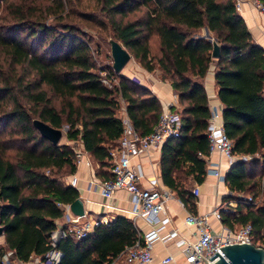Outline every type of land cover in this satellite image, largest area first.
I'll return each instance as SVG.
<instances>
[{
    "label": "trees",
    "instance_id": "1",
    "mask_svg": "<svg viewBox=\"0 0 264 264\" xmlns=\"http://www.w3.org/2000/svg\"><path fill=\"white\" fill-rule=\"evenodd\" d=\"M71 1L8 2L0 23V255L8 250L24 261L56 248L58 259L46 264H104L139 238L137 227L115 213L84 235L57 236L51 243L54 219L63 211L57 202L77 196L76 187L62 178L75 170L74 151L66 141L51 143L31 119L57 128L66 124L65 139L77 140L94 163V174L108 178V152L122 130L119 107L132 128L144 134L160 103L147 85L114 71L111 63H96L90 37L68 19ZM92 1L93 7H80L77 14L106 27L175 94L179 133L160 143L158 169L161 182L191 212V187L203 179L207 152L209 107L202 77L212 65L230 150L245 156L233 159L223 173L227 193L222 199L234 203L218 207L219 219L228 228L249 223L254 240L264 239V202H254L264 190V50L233 0ZM211 39L218 45L215 57Z\"/></svg>",
    "mask_w": 264,
    "mask_h": 264
},
{
    "label": "built area",
    "instance_id": "2",
    "mask_svg": "<svg viewBox=\"0 0 264 264\" xmlns=\"http://www.w3.org/2000/svg\"><path fill=\"white\" fill-rule=\"evenodd\" d=\"M247 0H233L236 9L240 3ZM261 13L264 14V5L258 0H249ZM264 32V26L262 28ZM264 91V86H263ZM209 115L206 122L207 153L208 155L217 151L225 155L231 162L237 157L244 155H235L230 150V140L226 136L220 119V105H209ZM179 105L176 103H163L160 106L159 114L151 129L138 134L131 126L126 114L121 117L122 130L118 137L117 144L108 152L110 160L111 177L100 178L91 174L86 182L89 189H97L103 197H110L117 189H125L129 194L128 212L130 218L141 219L147 225V229L140 233L138 239L132 244L126 245L118 255L104 264H114V260L122 257L124 262L130 264H147L152 260L151 244L154 240L164 241L172 237L175 246L180 251L185 264H200L205 259L207 262L213 259L207 258L215 250L220 252L219 245L230 242H251L255 245H264V239L254 240L249 223L237 225L234 228H228L221 224L218 231L211 230L208 224L209 214L219 218L218 207L233 205V200L224 199L220 205L214 206L204 213H196L188 210L177 198V206L183 208L184 214L182 220L186 225H193V239H188L182 235L176 226L169 225L164 232H160L170 220V216L165 212L166 199L171 196L170 190L158 185L155 175H145V172L138 161L131 162V158L137 155L146 154L150 147L156 146L166 137L177 135L179 133L180 119L178 114ZM74 161H79L85 151L75 140ZM208 172L222 178V173L217 167L208 169ZM71 185H75L76 176L74 173L68 174L65 179ZM146 180L147 185L142 183ZM193 194L197 193V185L191 187ZM249 198V195L246 196ZM63 209L60 217L55 218L56 227L51 234V243L57 236L71 235L78 237L84 235L92 229V226L101 221V219L88 218L84 214H73L68 203L57 202ZM60 251L56 248H49L42 255H29L22 261L9 256L6 250L0 255V264H46L55 262L59 257ZM173 259L170 253L160 258L161 262Z\"/></svg>",
    "mask_w": 264,
    "mask_h": 264
},
{
    "label": "crops",
    "instance_id": "3",
    "mask_svg": "<svg viewBox=\"0 0 264 264\" xmlns=\"http://www.w3.org/2000/svg\"><path fill=\"white\" fill-rule=\"evenodd\" d=\"M236 10L241 15L252 39L262 46L264 50V32L262 31L264 26V14L261 13L249 0L240 3L239 8ZM137 66L138 67L136 68L134 74L135 79L148 86V88L158 98L160 106L163 103H175V94L171 86L166 80L158 77L156 69L145 70L139 65ZM124 74L129 75L127 72ZM202 84L205 90L208 106L219 104L221 108V104L215 95L212 65H209L204 73L202 77ZM123 113L125 112L122 106L119 115L121 116ZM160 143L156 146L150 147L146 154L133 156L131 158V162L138 161L141 164L145 175H155L158 185L167 188V186L161 182L159 176L158 152ZM229 163V159L217 151L211 152L207 159L206 154L204 155L203 179L200 182H194L192 184V186L194 184L197 185V193L194 194L196 213L207 212L214 206L220 205V203L224 200L222 199V196L227 193V187L223 179L217 178V176L208 172V169L217 167L223 177V173ZM93 168L94 166L85 152L83 157L75 163V170L73 172L76 176V183L74 186L77 189V196L81 198L83 204V214L88 218H99L101 221H105L115 213H121L130 217L128 212L130 205L129 194L125 189H117L110 197L106 198L101 196L97 189H89L86 187V182L89 176L91 174L95 175ZM142 183L147 185L146 180H143ZM170 193L171 196L166 199L165 205V212L169 214L170 220L167 225L160 230V232H164L167 226L174 225L182 235L188 239H193L194 227L193 225H186L183 222L182 216L185 210L177 206L178 197L172 191H170ZM207 220L211 230L218 231L221 228L222 223L220 219L214 215L209 214ZM132 221L140 233L148 228L141 217H136ZM0 242H2V239ZM167 253H170L173 256V259L161 262L160 258ZM151 254L152 260L147 264H185L180 256L178 247L175 246L173 242L172 237H169L164 241L154 240L151 244Z\"/></svg>",
    "mask_w": 264,
    "mask_h": 264
},
{
    "label": "water",
    "instance_id": "4",
    "mask_svg": "<svg viewBox=\"0 0 264 264\" xmlns=\"http://www.w3.org/2000/svg\"><path fill=\"white\" fill-rule=\"evenodd\" d=\"M107 42L111 57V67L114 71L119 72L130 54L116 39L109 36ZM210 55L213 57L218 55V45L214 39H211ZM31 122L38 132L51 143L57 142L61 136L60 128L53 127L39 118L33 117ZM68 208L73 214L82 215L84 213L82 200L79 196L68 202ZM1 232L2 225L0 224V235ZM218 247L221 253L215 250L207 257L213 259L216 256L212 261L207 262L203 259L200 264H264V245H255L251 242L243 241L224 243Z\"/></svg>",
    "mask_w": 264,
    "mask_h": 264
},
{
    "label": "rangeland",
    "instance_id": "5",
    "mask_svg": "<svg viewBox=\"0 0 264 264\" xmlns=\"http://www.w3.org/2000/svg\"><path fill=\"white\" fill-rule=\"evenodd\" d=\"M19 1H21V0H7L5 2H3V1L0 2V23L5 21L4 17L6 18L5 14H6V10H7V3L8 2H14L15 3V2H19ZM26 1H30V0H26ZM45 1H48V0H44V2ZM27 3L31 4V2H27ZM93 6H94V4H93L92 0H72L70 8L68 7L69 8L68 9V14H69L68 19L76 22L78 24V26L80 27V29H82V31L87 36L90 37V39H91L90 43H91L92 47L97 48V54H95L96 55V57H95L96 63L100 67H104V66L110 65V63H111V57L109 55V45L107 42V38L109 37L108 29L106 27L99 26L95 22L84 20L80 15L77 14L78 13L77 11L79 10L80 7L91 8ZM140 10H141V8H140ZM140 10L132 13L131 16H134L137 13H140ZM46 19L49 21L50 15ZM199 32L204 34V35L207 34V32H205L204 28H200ZM137 65H139V64L130 55L128 60L120 68L119 72L120 73L127 72V73H129V75L131 77L135 78L134 74H135L136 68L138 67ZM100 73H103V71H101ZM121 107L122 106L119 107L118 113L121 111ZM65 128H66V124H61L60 129H61L62 133H61V136L59 137V141H66L71 146H75V140L65 139V137H64V129ZM92 165L94 166L93 162H92ZM66 176H67L66 174H63L62 178L65 179ZM248 194H246V196ZM261 201L264 202V190H262V192L258 193L254 197L255 203H259ZM0 240H1V238H0ZM114 264H130V263H126V262H124L122 257H118L114 260Z\"/></svg>",
    "mask_w": 264,
    "mask_h": 264
}]
</instances>
